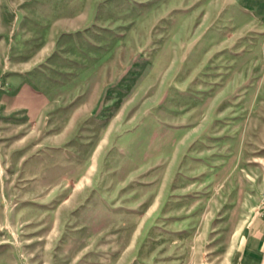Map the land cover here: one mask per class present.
I'll return each instance as SVG.
<instances>
[{"label": "rangeland", "instance_id": "rangeland-1", "mask_svg": "<svg viewBox=\"0 0 264 264\" xmlns=\"http://www.w3.org/2000/svg\"><path fill=\"white\" fill-rule=\"evenodd\" d=\"M262 1L0 0L80 84L0 116V264H224L264 181Z\"/></svg>", "mask_w": 264, "mask_h": 264}, {"label": "crops", "instance_id": "crops-1", "mask_svg": "<svg viewBox=\"0 0 264 264\" xmlns=\"http://www.w3.org/2000/svg\"><path fill=\"white\" fill-rule=\"evenodd\" d=\"M262 4L264 0L258 5L259 8ZM0 20L7 26L6 33L0 36V116L10 117L11 120L23 116L28 121H35L63 101L72 99L74 88L80 84L75 82L74 87L69 88L67 76L62 74L61 65L57 62L56 57L61 56L52 57L54 29L46 28V33L41 35L40 18L18 10L8 17L1 15ZM82 25V22H77L73 27ZM16 120V126L24 122L22 119ZM66 161H57L55 167L61 166L63 170L71 168V162L68 161V164ZM83 173L72 178L68 177L66 171L52 172L50 178L55 181L63 178L67 185L82 177ZM259 190L260 198L249 209L251 214L233 233L234 238L225 252L224 264H264V181ZM104 220L96 223L82 220L81 226L99 229L105 226L102 224ZM98 236L86 242L97 243Z\"/></svg>", "mask_w": 264, "mask_h": 264}]
</instances>
